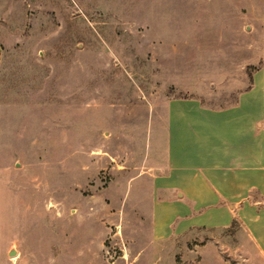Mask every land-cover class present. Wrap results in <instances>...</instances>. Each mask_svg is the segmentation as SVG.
<instances>
[{
	"label": "rangeland",
	"instance_id": "obj_1",
	"mask_svg": "<svg viewBox=\"0 0 264 264\" xmlns=\"http://www.w3.org/2000/svg\"><path fill=\"white\" fill-rule=\"evenodd\" d=\"M263 24L264 0H0V264H264L237 223L156 220L148 168L166 99L231 103Z\"/></svg>",
	"mask_w": 264,
	"mask_h": 264
},
{
	"label": "crops",
	"instance_id": "obj_2",
	"mask_svg": "<svg viewBox=\"0 0 264 264\" xmlns=\"http://www.w3.org/2000/svg\"><path fill=\"white\" fill-rule=\"evenodd\" d=\"M161 116L162 154L152 152L148 167L154 218L164 217L177 234L237 223L264 259V66L229 104L174 96Z\"/></svg>",
	"mask_w": 264,
	"mask_h": 264
},
{
	"label": "water",
	"instance_id": "obj_3",
	"mask_svg": "<svg viewBox=\"0 0 264 264\" xmlns=\"http://www.w3.org/2000/svg\"><path fill=\"white\" fill-rule=\"evenodd\" d=\"M11 254H13V252H12V251H9V252H8V255H11Z\"/></svg>",
	"mask_w": 264,
	"mask_h": 264
},
{
	"label": "bare ground",
	"instance_id": "obj_4",
	"mask_svg": "<svg viewBox=\"0 0 264 264\" xmlns=\"http://www.w3.org/2000/svg\"><path fill=\"white\" fill-rule=\"evenodd\" d=\"M13 252V251H12ZM15 254V252H13Z\"/></svg>",
	"mask_w": 264,
	"mask_h": 264
}]
</instances>
